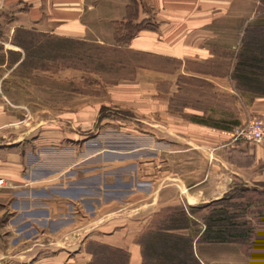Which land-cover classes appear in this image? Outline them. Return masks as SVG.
I'll return each mask as SVG.
<instances>
[{
    "label": "crops",
    "instance_id": "crops-1",
    "mask_svg": "<svg viewBox=\"0 0 264 264\" xmlns=\"http://www.w3.org/2000/svg\"><path fill=\"white\" fill-rule=\"evenodd\" d=\"M236 1L0 0V28L8 34L24 28L179 62L171 71L138 69L127 88L110 90L116 106L135 115L133 122L119 121L116 133L90 139L94 110L85 104L70 112L68 134L54 124L25 153L22 135L2 136L0 176L7 185L0 188V225L6 208L15 213L3 231L0 226V264H86L88 233L125 249L129 264H143L140 238L159 226L155 219L162 210L196 211L236 187H264V147L232 136L251 119H264V95H238L231 69L221 75L190 67L218 63L216 50L236 48L238 18L244 31L264 19L252 0L243 13ZM127 19L150 27L118 42L117 27ZM225 33L233 42L221 46ZM162 80L169 87H158ZM189 80L222 82L232 98V121L208 123L198 119L205 110L178 104ZM194 225L174 232L195 236L203 264H221L218 247L226 242L197 241L203 230L193 233Z\"/></svg>",
    "mask_w": 264,
    "mask_h": 264
},
{
    "label": "rangeland",
    "instance_id": "rangeland-1",
    "mask_svg": "<svg viewBox=\"0 0 264 264\" xmlns=\"http://www.w3.org/2000/svg\"><path fill=\"white\" fill-rule=\"evenodd\" d=\"M252 1L254 11L262 14L256 16H264V0ZM236 5L238 12L243 13L248 9L249 1L237 0ZM239 19L235 49L221 47L216 50L218 63H193L190 67L221 75L227 74L231 69L230 74L235 80L237 94L242 95L251 91L239 76L264 79V65L260 69L240 61L243 60L242 39L246 29L254 24L264 25V19L252 20L250 24L251 21H248L245 31V22L240 23ZM222 20H226V17H221V26L226 24ZM139 27L150 26L146 22L133 23L131 19H127L123 25L117 27L116 41L120 38L118 42H126L128 36L135 34ZM220 42L221 46L230 42L232 44V34L225 33ZM42 45L45 46L41 48ZM149 67L171 71L179 67V62L163 56L112 48L92 41L64 39L24 28H15L11 34L0 28V139L2 136L10 139L22 135V152L25 153L34 148L36 140L43 132H51L54 124L68 134L71 130L68 124L70 112L79 111L85 104L91 105L94 110L93 126L87 133L90 139L96 140L97 135L103 131L116 133L120 126L119 121L133 122L135 115L130 109L117 107L110 90L116 88V85L127 88L126 85L131 83L138 69ZM169 85L164 80L158 82L161 89ZM224 87L222 82L189 80L184 86L185 95H179L177 103L187 102L205 110L198 116V119L202 118L205 122L226 124L229 120L232 121L233 114L229 108L232 98ZM98 145L97 141L93 142L94 148ZM0 147L3 148L4 144ZM32 158L33 155L30 154L27 161L32 162ZM0 178L3 179V185L0 186L2 188L7 182L4 177ZM222 208L228 214L234 215L233 220L238 223V230H244V235L232 243H221L219 249L215 247L219 250L221 264H264V187H236L228 191L222 199L189 213V217L196 224L193 226V233L204 230L206 217L214 210ZM9 209L6 208L1 216L2 231L8 217L15 213ZM172 213L173 209L162 210L155 220L161 223ZM84 239V250L91 257L89 249L95 250L99 244H107L98 239L95 233H88ZM4 247L5 242L0 240V249Z\"/></svg>",
    "mask_w": 264,
    "mask_h": 264
},
{
    "label": "trees",
    "instance_id": "trees-1",
    "mask_svg": "<svg viewBox=\"0 0 264 264\" xmlns=\"http://www.w3.org/2000/svg\"><path fill=\"white\" fill-rule=\"evenodd\" d=\"M141 28L139 27L138 30ZM133 34V33H132ZM128 36L126 41L132 37ZM66 39V38H64ZM121 40L120 38L118 41ZM241 57L245 65L262 69L264 65V25L254 24L247 28L242 39ZM45 45H42L43 48ZM28 56H31L28 55ZM264 69V68H263ZM253 93L264 95V79L255 76H235ZM193 208H175L159 226L144 232L140 238L143 264H203L194 250L195 236L174 232V230L189 228L195 223L189 217ZM234 215L225 209L214 210L205 219V228L197 241L200 242H230L235 237H243L244 230H238ZM198 232V231H197ZM197 232L195 234H197ZM87 264H129L128 252L120 247L99 244Z\"/></svg>",
    "mask_w": 264,
    "mask_h": 264
},
{
    "label": "built area",
    "instance_id": "built-area-1",
    "mask_svg": "<svg viewBox=\"0 0 264 264\" xmlns=\"http://www.w3.org/2000/svg\"><path fill=\"white\" fill-rule=\"evenodd\" d=\"M232 136L235 140H243L264 147V119H251L246 124L236 127ZM2 185L3 179L0 178V186Z\"/></svg>",
    "mask_w": 264,
    "mask_h": 264
}]
</instances>
